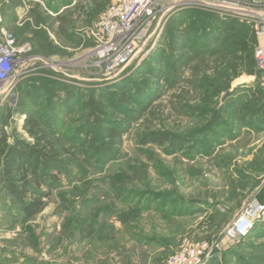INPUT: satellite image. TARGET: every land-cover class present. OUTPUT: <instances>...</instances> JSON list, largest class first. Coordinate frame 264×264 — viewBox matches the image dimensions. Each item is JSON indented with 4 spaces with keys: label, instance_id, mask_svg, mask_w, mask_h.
I'll use <instances>...</instances> for the list:
<instances>
[{
    "label": "rangeland",
    "instance_id": "obj_1",
    "mask_svg": "<svg viewBox=\"0 0 264 264\" xmlns=\"http://www.w3.org/2000/svg\"><path fill=\"white\" fill-rule=\"evenodd\" d=\"M112 1L0 0V27L29 47L15 97L0 99V140L34 142L23 101L67 159L56 179H17L23 195L0 170V264H168L203 244L201 264H264V37L247 23L254 41L233 50L235 18L184 7L105 72L90 49ZM34 197L45 207L29 216ZM252 203L248 232L231 236Z\"/></svg>",
    "mask_w": 264,
    "mask_h": 264
},
{
    "label": "built area",
    "instance_id": "obj_2",
    "mask_svg": "<svg viewBox=\"0 0 264 264\" xmlns=\"http://www.w3.org/2000/svg\"><path fill=\"white\" fill-rule=\"evenodd\" d=\"M206 7L223 16L254 24L256 33L264 37V0H113L96 29L90 49L95 69L113 72L140 55L156 36L162 23L178 9ZM29 47L21 44L6 26L0 27V99L15 97L18 81L29 70ZM258 65L264 70V46L256 47ZM255 205L254 207H251ZM252 203L228 229L231 236L245 235L256 209ZM209 245L184 246L168 264H201Z\"/></svg>",
    "mask_w": 264,
    "mask_h": 264
},
{
    "label": "trees",
    "instance_id": "obj_3",
    "mask_svg": "<svg viewBox=\"0 0 264 264\" xmlns=\"http://www.w3.org/2000/svg\"><path fill=\"white\" fill-rule=\"evenodd\" d=\"M224 24L226 34L222 36L233 50H238L242 44L249 42V38L254 41L255 36L247 23H239L235 18L224 21ZM250 33L253 34L251 37ZM121 98L128 100L126 93ZM19 112L26 116L24 125L34 142L19 139L12 145L8 144L7 137L4 136L0 140V170L5 183L4 188L14 194L23 195L26 193L25 189L17 184V179L21 178L24 181L23 186L29 183L27 177L30 173L37 185L56 179L57 174H54L53 170L62 171L67 164V159L63 155L66 150H62L58 138H52L51 134L43 128L41 120L31 115L27 103L20 102ZM150 138L164 139L159 133H151ZM44 207V200L34 197L27 201L24 211L27 215L33 216L42 211Z\"/></svg>",
    "mask_w": 264,
    "mask_h": 264
},
{
    "label": "bare ground",
    "instance_id": "obj_4",
    "mask_svg": "<svg viewBox=\"0 0 264 264\" xmlns=\"http://www.w3.org/2000/svg\"><path fill=\"white\" fill-rule=\"evenodd\" d=\"M251 207H254L255 208V205H252Z\"/></svg>",
    "mask_w": 264,
    "mask_h": 264
}]
</instances>
